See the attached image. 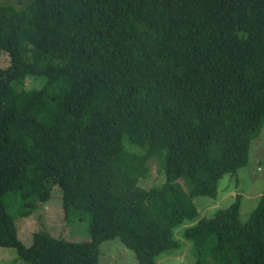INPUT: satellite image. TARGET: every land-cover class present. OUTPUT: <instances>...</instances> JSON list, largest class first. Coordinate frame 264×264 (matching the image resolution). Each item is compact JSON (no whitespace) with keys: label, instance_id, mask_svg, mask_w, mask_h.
I'll return each mask as SVG.
<instances>
[{"label":"trees","instance_id":"16d2710c","mask_svg":"<svg viewBox=\"0 0 264 264\" xmlns=\"http://www.w3.org/2000/svg\"><path fill=\"white\" fill-rule=\"evenodd\" d=\"M1 53L0 248L31 264H98L112 239L155 264L264 122V0L0 4ZM26 75L45 81L26 90ZM150 157L163 181L145 188ZM53 188L65 218L88 215L89 240L36 232L26 246L15 220ZM183 237L193 264H264V196L245 223L237 199Z\"/></svg>","mask_w":264,"mask_h":264},{"label":"rangeland","instance_id":"374dc122","mask_svg":"<svg viewBox=\"0 0 264 264\" xmlns=\"http://www.w3.org/2000/svg\"><path fill=\"white\" fill-rule=\"evenodd\" d=\"M32 0H0L1 5H12L17 10L25 9ZM10 65V58L0 54V66ZM45 81L43 76L26 75L20 87L24 89L40 88ZM124 136L126 150L144 154L145 149L128 143ZM147 172L142 177L140 184L145 188L161 184L163 181L160 162L155 157L146 161ZM181 183L184 185L181 181ZM53 188L47 203L29 217H20L16 221L18 238L26 245L32 242L33 234L44 232L55 238L70 241H88V215L79 218H65L61 206L60 191ZM261 196H264V122L258 133L249 145L248 160L246 165L237 169L236 174H224L219 180L218 194L215 197L198 195L193 198L198 215L192 221H185L173 231L174 239L178 242L176 250H163L155 256V264H193L194 256L191 245L183 237L186 228L194 225L201 218H210L217 211L225 209L239 200V221L245 223L251 212L255 209ZM10 209V208H9ZM8 209V211H9ZM10 212V211H9ZM0 264H31L17 257L13 247L0 248ZM98 264H137L134 253L123 245L118 239H112L100 244Z\"/></svg>","mask_w":264,"mask_h":264}]
</instances>
